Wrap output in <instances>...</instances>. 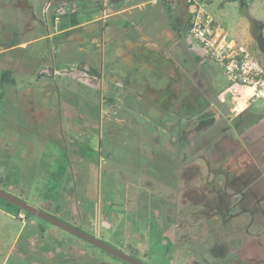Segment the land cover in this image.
Segmentation results:
<instances>
[{"label": "flooded vegetation", "instance_id": "flooded-vegetation-1", "mask_svg": "<svg viewBox=\"0 0 264 264\" xmlns=\"http://www.w3.org/2000/svg\"><path fill=\"white\" fill-rule=\"evenodd\" d=\"M129 1L45 0L40 15H37L30 0H0V12L4 9L9 12L4 31L0 32V121H4V104L12 111L9 114L16 120L14 125L18 133L21 121L26 127L39 129L41 136L27 130L19 138L30 145L45 147L41 156L44 165L45 154L55 153L57 161L58 154L65 151L64 139H68V152H76V161L83 162L84 156L79 152L80 146L85 144L77 141L79 134L84 129L97 130L101 138L102 130L111 147L132 151L143 164L158 163L157 170L138 169L128 174L129 181L138 185L142 183L139 186L143 190L138 185L135 186L137 191L130 186L131 192L138 195L134 208L137 214L145 211L148 215L145 200L149 202L148 208H152V216L161 217L163 209L150 205L157 199L149 197L150 193L159 190L161 197L157 200L162 203L170 194L169 185L182 184L184 190L175 200L172 217H180L179 213H183L182 220L187 217L197 220L195 227L189 220L187 228L205 230L199 242L205 241V251L211 257L209 262L264 264V243L260 241L264 238V231H258L264 230V224L254 226L257 212L251 209L250 203L245 205L248 201L255 203L252 188L264 182V159L262 171L256 173L260 168L256 165L257 147L250 139L244 140L246 146L241 148L224 144V136L234 133L244 123L241 117L248 106L232 115L227 112L226 116L212 108L215 107L213 101L218 104L222 100L213 98L211 90L221 96L230 89L228 86L223 89L215 87L204 67L206 55L185 33L189 7L184 2L175 1L173 9L164 7L167 27L159 29L155 11L150 12L145 20L128 17L129 10L143 8L144 3L113 11L114 5L124 6ZM87 13L91 18L79 20V16L85 17ZM39 41L47 45L46 53L28 50ZM41 55L44 56L42 60ZM57 79L66 83H59ZM65 86L68 92L81 98L73 99L69 95L62 98L60 90ZM83 96L86 97L84 100ZM86 103L98 105L100 112L104 111L103 123L99 121L97 125L90 119L88 110L84 109ZM224 121L228 124L226 127ZM17 132L9 131L10 134ZM15 146V142L0 132V170L9 174L15 171V176L19 177L21 172L15 170L12 158L10 161L7 156V151L11 154ZM239 155L243 157L240 164ZM71 159L66 158V163H73ZM50 162L45 166L51 168ZM111 173L119 179L115 176L116 171ZM23 177L28 178V174ZM165 182L168 186L159 189L158 185L163 186ZM0 185L13 188L7 178L5 183L0 179ZM14 189L19 190L18 187ZM70 198L68 195L67 200ZM39 203H42V206H36L39 209L46 205L42 200ZM187 205L188 209H183ZM43 211L49 212L47 209ZM23 212L16 210V218L26 219V215H31ZM50 215L57 219L53 213ZM258 217L264 216L259 214ZM40 227L44 235L46 229ZM167 229L171 234V229ZM250 229L254 235L249 238V244L252 241L250 245L260 249L259 254L249 251L248 255L240 256L246 251L242 249L245 239L237 243L236 251L233 249L232 253L227 245L215 241L214 235L219 231L225 237L234 233L231 235L234 245L237 242L234 241L235 233L247 236ZM209 239L212 242L207 245ZM26 243L27 253L38 256L43 253L36 235L29 236ZM171 246L175 253L179 252L177 264L195 250L191 242L174 244L172 240ZM75 251L79 250H70Z\"/></svg>", "mask_w": 264, "mask_h": 264}, {"label": "rangeland", "instance_id": "rangeland-1", "mask_svg": "<svg viewBox=\"0 0 264 264\" xmlns=\"http://www.w3.org/2000/svg\"><path fill=\"white\" fill-rule=\"evenodd\" d=\"M44 1L30 0L31 6L37 15H40ZM199 1L202 9L214 21L215 25L225 31L227 41L244 47L264 68V0H246L243 4H240V2L222 4L223 0ZM152 2V0H131L124 6L121 4L119 7H114V5L112 9L115 11L121 7L144 3L143 8H139L140 10H129L128 17L134 18L136 16L145 20L150 12L155 11L154 15L159 20V29L166 28L167 22L164 7L173 9L175 1L154 0V3ZM8 14L9 12L5 9L0 12V32L4 31V23L7 22ZM88 14L85 17L79 16V20L91 18ZM47 48L44 41H39L31 45L28 50H36L42 54L46 53ZM202 54L205 56L204 51H202ZM42 56L40 57L41 60ZM45 63H48V60ZM204 67L207 69L215 87L223 89L227 86L222 69L218 64L211 59L205 58ZM57 82L65 81L57 79ZM66 89L65 86L60 90L62 98L65 99L68 95L73 99L81 98L76 97ZM211 91L213 98L216 97L222 100L218 104L213 101L215 107L212 108H216L217 113L219 111L220 114L226 116L227 112H230V115H232L243 108L245 95L237 99L235 92L231 90L226 95L222 94L221 96L219 92H215L218 93L216 95L213 90ZM82 98L84 100L86 97L83 96ZM84 109L88 110L90 119L92 118L97 125L99 121L103 120L104 111L100 112L98 105L86 103ZM241 118L244 123L240 124L234 133L224 136V144L227 147L236 145V148H241L246 146L244 140L250 139L257 147L256 165H258V168L260 167V170L257 169L256 173H260L263 166H261L262 159H264V153H262L264 151V100H256L249 103ZM101 122L103 123V121ZM223 125L226 127L228 124L224 121ZM100 131L101 138L97 130L84 129L79 134L77 141L85 144L80 146L81 151L79 152V155L84 156L83 162L76 161V152H68V139H64L65 151L58 154L56 163L51 168L46 167L44 163L39 166L44 169H41L42 176L37 178L39 180H36L34 176L30 179L24 177L20 179L15 176L17 175L14 174L15 171L9 174L7 171L0 170V179L5 183L7 178L10 186H13L12 189H6L4 185H0V188L4 189L0 190L19 198L37 209L39 208L36 206H42V203H39L40 200L46 202L47 207L43 205L41 208L47 209L49 212H45L43 209L39 210L48 215L53 213L62 222L99 239L106 245L126 253L144 264H177L179 252L175 253L174 247L171 246L172 240L174 244L180 241L184 243L191 242V245L195 247V250L186 256L184 260L179 261L178 264H191L192 262L196 264H205V262L207 264H216L215 261L209 262L208 260L211 257L205 251V246L203 245L205 241L199 242L201 240L200 235L205 230L187 228L190 221L194 227L198 225L197 220L192 217L182 220L181 216L184 215L183 213H179L180 217H172L173 214L171 212L175 209V200L181 197L184 186L182 184L168 186L167 182L163 186L158 185L159 189L169 187L170 194L166 195V200L162 203L157 200L159 196L161 197L159 190L150 193L149 197L157 198L156 202L154 201L150 205L153 208L158 205V207L163 209L161 217L152 216V208H148L149 202L145 200L144 203L147 204L148 215H145V211L142 212L143 208L141 210L142 213L137 214L134 208L138 196L135 192L137 191L135 186L138 184L129 181L128 174L135 170L138 171V169L146 171L147 169L152 170V168H155L157 170L158 163L155 165L143 164L144 162L142 163L138 155L132 151L126 148L111 147L109 139L105 137V133L102 130ZM62 156L64 159H62ZM214 157L215 154L213 155ZM66 158H72L73 163L67 164ZM242 158V155L238 156V164H240V161L241 163L243 162ZM158 166L164 167L162 165ZM113 170L116 171L117 174L115 176L117 175L119 179L112 175L111 172ZM65 173L66 175H64ZM139 185H142V183H139ZM130 186L135 187H133V190H135L134 194L131 192ZM17 187L19 190L14 189ZM139 187L142 188V186ZM252 189L255 190V203L248 201L245 205L250 203L251 209H255L257 212L254 226L262 227L264 217L258 216L259 214L264 216V182L255 184ZM166 190L165 192H168ZM66 195H70V201L67 200ZM177 195L178 197H176ZM182 204L184 205L183 201ZM183 209L187 210L188 205L184 206ZM16 214V210L12 206L5 204L0 199V264H35V262L39 264H126L82 239L59 228H54L53 225L44 220L25 213L26 219H18ZM109 217L111 219H108ZM154 220L158 224L154 223ZM40 226L46 229L44 235L39 229ZM217 226L216 224L215 227ZM167 227L171 229V234ZM52 229L56 230L52 231ZM249 232L248 235L246 234L247 236L241 235L239 232L238 234L235 233L234 241L236 240L237 242L234 245L231 242L233 240L231 235L234 233L225 237L219 231L214 237L218 243L227 245L230 253H232L231 250L233 251V249L236 251L237 243L244 242V239L245 243L243 245L245 247L242 249L246 251L240 253V256L241 254L244 256L248 255L249 251H252L255 255L261 253L260 249L250 245L252 241L249 244V238L254 235L253 229H250ZM19 235L20 237L17 240ZM33 235L37 236L40 246H42V248L39 247L43 252L40 256L34 253H27L28 244L26 239ZM260 241L264 243V238ZM211 242L212 240L209 239L207 245H210ZM74 248L79 251L70 252ZM19 254H22L23 257H18ZM231 263L229 261L223 264Z\"/></svg>", "mask_w": 264, "mask_h": 264}, {"label": "built area", "instance_id": "built-area-1", "mask_svg": "<svg viewBox=\"0 0 264 264\" xmlns=\"http://www.w3.org/2000/svg\"><path fill=\"white\" fill-rule=\"evenodd\" d=\"M174 1H182L189 7L188 36L208 59L221 67L226 84L236 98L246 94L244 106L264 100V68L258 61L244 47L227 41L225 31L204 12L199 0Z\"/></svg>", "mask_w": 264, "mask_h": 264}, {"label": "crops", "instance_id": "crops-1", "mask_svg": "<svg viewBox=\"0 0 264 264\" xmlns=\"http://www.w3.org/2000/svg\"><path fill=\"white\" fill-rule=\"evenodd\" d=\"M2 105H3L2 108L4 109L5 112L3 115L4 121L3 122L0 121V132H2L6 137H8L10 141H13L16 143V146L11 152V154L9 153L10 151H7L8 159L11 161V158H12V164L15 166V170L21 172L19 174V177L23 178L25 174L26 175L28 174L29 179L34 176L36 180H39L37 178L41 177V174H42L41 169L44 170L43 168H40L39 166H41V162H42L41 156L43 154L42 151L44 150L45 147L43 146L37 147L34 145H30V143L26 141L25 139L20 140L21 136H24V133L27 130H32L34 134L36 135L38 134L39 136H41L38 133L39 129H36V128L34 129V127L33 129L32 127L31 128L26 127L24 121H21L19 123L17 122L19 129H21V131L18 133L17 128L14 125L16 124L15 123L16 120H14V117L9 114L10 112H12L10 111L11 110L10 107L8 105L7 107H5L4 104ZM243 108H244V105H243ZM11 130L17 133L10 134L9 131ZM54 154L53 153L45 154L46 155L45 165L48 163L49 160L51 161L50 162L51 166H53L54 163H56V157ZM29 171H30V174H29Z\"/></svg>", "mask_w": 264, "mask_h": 264}, {"label": "water", "instance_id": "water-1", "mask_svg": "<svg viewBox=\"0 0 264 264\" xmlns=\"http://www.w3.org/2000/svg\"><path fill=\"white\" fill-rule=\"evenodd\" d=\"M0 199L15 206L16 208H18L19 210L21 211H24L26 213H29L35 217H38L48 223H50L51 225L57 227V228H60L62 229L63 231L67 232V233H70L84 241H86L87 243L107 252L108 254L116 257V258H119L125 262H127L128 264H143L119 251H117L116 249H113L112 247L106 245L105 243H103L102 241H100L99 239L97 238H94V237H91L81 231H78L77 229L39 211L38 209H35L34 207L32 206H29L27 204H25L24 202L4 193L3 191L0 190Z\"/></svg>", "mask_w": 264, "mask_h": 264}, {"label": "trees", "instance_id": "trees-1", "mask_svg": "<svg viewBox=\"0 0 264 264\" xmlns=\"http://www.w3.org/2000/svg\"><path fill=\"white\" fill-rule=\"evenodd\" d=\"M246 0H223L222 1V4L223 3H226V2H240V4H243L244 2H245ZM4 202V201H3ZM5 204H7V205H9V206H11L9 203H6V202H4ZM12 207H14V206H12ZM17 211H19V209H17L16 207H14Z\"/></svg>", "mask_w": 264, "mask_h": 264}, {"label": "bare ground", "instance_id": "bare-ground-1", "mask_svg": "<svg viewBox=\"0 0 264 264\" xmlns=\"http://www.w3.org/2000/svg\"><path fill=\"white\" fill-rule=\"evenodd\" d=\"M243 93V92H242ZM246 93V91H244V94ZM246 95V94H245Z\"/></svg>", "mask_w": 264, "mask_h": 264}]
</instances>
